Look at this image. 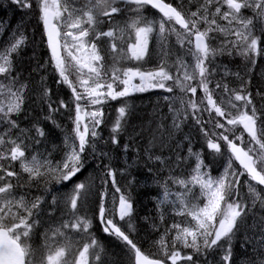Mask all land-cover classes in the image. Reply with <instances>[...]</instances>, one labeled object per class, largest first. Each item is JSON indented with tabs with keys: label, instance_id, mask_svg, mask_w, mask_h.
Here are the masks:
<instances>
[{
	"label": "snow or ice",
	"instance_id": "1",
	"mask_svg": "<svg viewBox=\"0 0 264 264\" xmlns=\"http://www.w3.org/2000/svg\"><path fill=\"white\" fill-rule=\"evenodd\" d=\"M12 3L21 10L38 13L58 83L71 89L74 117L72 134L64 137L61 160L54 161L51 153L35 148L41 138L47 139L44 128L39 122L21 128L14 118L24 111L28 89L15 65L27 37L23 33L14 36L7 47L0 49V264H102L103 249L91 232L92 220L80 214L90 185L77 183L66 194L62 202L68 219L44 231L42 255L31 241L41 223L45 200L43 195L32 196L30 190L43 183L48 192L53 181L64 184L72 180L83 170L87 155L101 160L109 157L99 147L104 105L154 89L172 94L164 97L172 113V128L180 131L189 119L193 120L206 149L225 160L223 171L212 176L203 149L193 151L190 138L185 137L189 141L187 156L177 153L176 166L189 159L195 164L186 178L172 175L174 169L170 168L169 176L157 181L162 194L155 197L182 219L174 221L155 242L158 254L153 258L121 227L119 222L123 221L129 231L135 230L131 223L133 202L118 186L117 171L105 164L102 183L110 180L115 192L121 194L118 201L113 196L108 207L107 190L100 193L98 219L103 231L130 247L133 264H212L208 259L212 254H219L216 264H232V240L246 223L249 208H264V92H256L258 104L248 90L250 80L231 72L227 64L217 63V58L235 55L254 67L256 58L264 56V0H188L187 6L183 0ZM149 8L156 15H146ZM153 42L158 62L146 68ZM102 44H107L106 51ZM230 76L240 81L238 87L230 86ZM198 90L202 96H197ZM43 98L49 110L45 119L55 124L54 114L69 108V104L53 101L47 87ZM117 113L106 143L119 146L128 113L126 100ZM123 147L127 151L128 145ZM176 147H180L178 142ZM155 159L169 167L160 156ZM17 164L20 172L15 170ZM22 173L27 174L23 183ZM242 177L247 179L242 182ZM169 182L178 186L177 191L171 190ZM243 186L247 187L245 196L240 192ZM52 205H58L55 196ZM160 218L163 221L164 216ZM257 236L259 244L248 255V264H264V218Z\"/></svg>",
	"mask_w": 264,
	"mask_h": 264
},
{
	"label": "trees",
	"instance_id": "2",
	"mask_svg": "<svg viewBox=\"0 0 264 264\" xmlns=\"http://www.w3.org/2000/svg\"><path fill=\"white\" fill-rule=\"evenodd\" d=\"M173 2L175 3L176 1L173 0ZM183 2L187 4L188 0H183ZM11 7L15 8L12 4ZM25 14H30L31 17H27ZM7 24L10 26L9 29L18 27L15 31L16 33L13 34L10 31L8 41L6 39L7 33L3 32L4 26ZM20 33H23L27 39L19 55L15 58V65L17 66L16 71L19 73L21 80L27 83L28 89L25 92L24 111L19 117L14 118L18 119L21 128H31L34 123H40L48 136L47 139L41 138V144L36 145L35 148L45 153L49 145L53 144L55 147L56 143L52 141L56 136L58 138L60 134L72 133V118L74 117L72 92L67 85L58 83L59 76L53 68L42 29L38 24V13L35 10L31 12L21 10L20 12L16 11V13L13 11L12 14L11 11L4 10L0 4V49L7 47L14 36ZM227 58L229 57L225 58L226 61ZM231 64L233 70L238 69L248 73L246 78V80H250L248 90L253 93L256 102L259 104V97H256L255 94L257 91L264 92V57H257L254 67H251L244 60L234 61ZM249 68H251L250 71ZM45 87L51 90V99L53 101L64 100L69 104V108L61 109L54 114L53 119L55 120V124L52 120L45 119L49 111L43 98V89ZM125 100L128 104V113L126 123L124 124V131L119 136L120 144L116 146L110 142L106 143L109 140L112 124L118 115L117 109ZM167 112L168 110L166 105L163 104L162 96L156 93H147V95L136 94L118 99L111 108L105 110V121L100 128L103 139L100 141L99 147L104 152L109 153L111 160H109V157H104L101 160L96 158V156L86 154L87 159L81 173H78L72 180L62 184L68 186L71 192L75 184L84 182L90 185V191L98 197V202L92 204L88 201L87 195L86 202L80 209V214L87 215L92 220L91 230L103 249L101 252L102 264H131L129 257L124 256V254H118L121 253V249L124 250L128 247L119 241L120 244H117V240L112 237L105 236L97 220L101 191L106 189L107 193H114L117 197L121 194L115 192V188L111 185L110 180L108 184L102 183V172L105 164H110L117 171L118 186L123 193L131 197L133 202L131 223L135 230L129 231L127 224L123 221L121 222L122 228L128 232L130 238L137 246L150 257H154L153 254H158L157 246L153 241L159 240L165 229L174 221H178L169 206L160 205L158 200L155 199V197L162 194V189L157 181L163 182L169 176L170 168L174 169V172H171L172 175H180L186 178L195 164L194 160L189 159L179 167L176 166L177 153L181 157L187 156L189 141L185 137L190 138L193 151L203 149L202 156L205 164L210 166L212 176L215 177L221 168L222 158L213 156L206 149L199 127L193 125L192 120L189 119L180 131H175L172 128V117ZM57 124L60 127H57ZM161 125L164 127H161ZM168 132L172 133L171 137L168 136ZM177 142L180 145L179 148L176 147ZM125 144L128 145L127 151L123 147ZM156 156H160L168 162L169 167H164L160 161L155 159ZM149 157L152 158L150 159ZM149 169H152V173L148 171ZM15 170L20 172L18 164ZM26 180L27 174L22 173L21 182L23 183ZM53 182L48 185L49 191L54 188ZM169 186L174 185L169 182ZM30 191L32 196L43 195L44 198H47L44 184L42 185V183L39 188H32ZM242 191L243 188L241 187L240 192ZM241 196H245L243 192ZM153 200H156V202ZM96 205L97 207H95ZM144 210L150 212L152 217L149 218L148 213L145 217H141L140 212ZM52 213H55V211ZM61 213L65 212L61 211ZM161 215L164 216L163 221L160 218ZM242 228L243 225L232 240V264H239L240 260L241 264H248V256L245 254L253 252L252 245L245 242ZM111 239L116 241H112ZM168 239L170 240L171 236Z\"/></svg>",
	"mask_w": 264,
	"mask_h": 264
},
{
	"label": "rangeland",
	"instance_id": "3",
	"mask_svg": "<svg viewBox=\"0 0 264 264\" xmlns=\"http://www.w3.org/2000/svg\"><path fill=\"white\" fill-rule=\"evenodd\" d=\"M174 1H176V0H174ZM0 4L4 8V10L11 11L12 14H13V11H14V13H16V11H18V12L21 11L20 8L17 5L12 3V0H0ZM11 4L14 5L15 8L11 7ZM185 5L187 6L188 3L185 4ZM25 16L31 17L30 14H25ZM38 23L39 24L42 23L39 20V15H38ZM9 27L10 26L7 24V25L4 26V29H3V32L7 33V37H6L7 41L9 40L10 31H12V33L14 34V33H16L15 32L16 29H18V27H14L12 29H9ZM105 28H106V26H105ZM173 42H174V38H173ZM107 47H108L107 44H102V49H104L105 51L107 50ZM156 48H157V46L155 45L154 42L150 43L151 59H150L149 63H147L145 65L146 68H151V67L155 66L156 63L158 62V52L156 51ZM177 49H179L178 45H177ZM226 57H228V56L218 57L217 58V63L227 64V66H228V68L230 69L231 72H233V73L239 72L241 74V76L245 75L244 79H246L247 76H248L247 72H245V71L242 72V71H240L238 69L233 70L232 67H231L232 66V64H231L232 62H234V61H242V58L239 57V56H235L234 55L232 57L227 58V61H226V59H225ZM106 59H107V57H106ZM109 63H111L110 60H109ZM71 78L75 79L74 76L71 77ZM217 78H219V77H217ZM228 79L230 81V86L231 87H238L240 81L235 76H230ZM154 90H160V89H154ZM160 91L163 93L162 94L163 96H171L172 95L171 93H167V92H165L163 90H160ZM176 91H177V94H179V91L178 90H176ZM197 96L198 97L202 96V93L199 90H198ZM111 102H113V101H111V100L108 101L104 105V109ZM165 102L166 103H163V104L166 105V107H167V110H168L167 114H169V116L172 117V113L169 112L168 101H165ZM204 118L205 119L208 118V114L206 112L204 113ZM194 125H196L195 122H194ZM209 127H211V125H209ZM71 134L72 133H70V134L63 133V134H60L58 136V138L56 136V138L52 141V142L56 143L55 147L53 146V144L49 145L48 149L45 152V154L51 153L50 158L53 159L54 161L61 160L62 156L64 154V151H65V148H64V137H65V135H71ZM47 136H48V134H47ZM245 140H247V139L245 138ZM109 160H111V159H109ZM224 164H225V160L222 158V162H221V166H220L221 168L216 173L217 174L216 176H219L221 174V172L223 171ZM243 180H245V179L242 178V182H243ZM42 185H43V183H42ZM53 187H54L53 188L54 190L52 189L51 191L46 192L47 198H44L45 202L41 205V212H40V216H39V219H40L41 223L35 229V232H34V235H33L32 241H31L33 246L38 250V255H39L40 252H44V249L42 247V245H43V235L42 234L44 233V231L47 228H49L50 226H55L62 219H68V216L66 214L67 213V209L64 208V205H63L62 201H63L64 197L66 196V194L70 193V189L66 185L56 184L55 182H53ZM242 188H243V191H242L243 194L246 195L247 194V187L243 186ZM177 189H178L177 185L171 186V190L173 192L177 191ZM21 191H23V190H21ZM161 192H162V190H161ZM242 192H241V195H242ZM31 195H32V193H31ZM53 196H55L57 198V201H58V205L57 206H53L52 205V197ZM113 196H115L117 198V201H118V197L114 193H111V192L107 193L106 204H107L108 207H111V200H112ZM88 201L90 203H92V204H95V203L98 202V197H96V195L93 194L90 191L88 193ZM167 206H169V205H167ZM95 207H97V205ZM169 208H170L171 211H173L171 206H169ZM53 211H55V213H52ZM61 211L65 212V213H61ZM257 213H260L262 215H259ZM263 214H264V208H261L259 205H257L255 208H249V215L246 218V223L243 225V228H242L243 230H246V232L248 231L246 234H244V239L247 240V242L250 243L253 246L252 248H253L254 251L256 250V248H257V246L259 244V237L257 236V232H258V225L260 223V220H261V218H264V217H261V216H264ZM148 217L149 218L151 217V214L149 212H148ZM175 217L178 219V221L182 219L181 217H178V216H175ZM120 222H122V221H120ZM254 223H255V225H254ZM71 235L74 238L79 239V236L76 233H72ZM111 240L112 241H116L114 239H111ZM155 242L156 241L154 240L153 243L155 244ZM116 243L120 244L118 241H116ZM118 254H124V256L129 257L131 264H133L132 252L129 249H126V248L124 250L121 249V253H118ZM245 255L248 256L249 254H245ZM210 256L213 257V258L209 259V257H208V259L210 261H212V264H216V262L219 260L218 259L219 258V254L218 255L212 254ZM239 263H241V260L239 261Z\"/></svg>",
	"mask_w": 264,
	"mask_h": 264
},
{
	"label": "bare ground",
	"instance_id": "4",
	"mask_svg": "<svg viewBox=\"0 0 264 264\" xmlns=\"http://www.w3.org/2000/svg\"><path fill=\"white\" fill-rule=\"evenodd\" d=\"M263 57H264V56H263ZM16 67H17V66H16ZM19 68H20V67H19ZM241 73H242V72H241ZM242 76H243V75H242ZM244 76H245V75H244ZM244 76H243V77H244ZM259 76H260V75H259ZM38 80H39V78H38ZM38 82H39V81H38ZM252 82H253V81H252ZM252 82H251V83H252ZM37 88H38V87H37ZM34 90H35V89H34ZM35 91H36V90H35ZM21 119H22V118H21ZM131 138H132V137H131ZM172 147H173V145H172ZM168 148H169V147H168ZM153 152H154V151H153ZM176 152H177V151H176ZM115 158H117V156H115ZM210 159H211V158H210ZM215 162H216V160H215ZM101 168H102V167H101ZM181 169H182V168H181ZM100 170H101V169H100ZM179 171H180V169H179ZM161 172H163V171H161ZM151 173H152V172H151ZM153 173H155V172H153ZM158 173H159V172H158ZM164 173H165V172H164ZM169 173H170V172H169ZM153 175H155V174H153ZM159 175H161V174H159ZM165 175H166V174H165ZM167 175H168V173H167ZM167 175H166V177H167ZM151 176H152V175H151ZM156 176H157V175H156ZM163 176H164V175H163ZM154 177H155V176H154ZM160 178H161V177H160ZM164 178H165V177H164ZM150 179H151V178H150ZM153 180H154V179H153ZM142 182H144V181H142ZM145 183H146V182H145ZM151 183H152V182H151ZM142 185H143V184H142ZM146 185H147V184H146ZM153 185H155V183H153ZM157 187H158V186H157ZM153 188H154V187H153ZM139 190H141V189H139ZM149 190H150V188H149ZM147 191H148V190H147ZM140 192H141V191H140ZM143 192H144V191H143ZM146 193H147V192H146ZM144 195H145V194H144ZM147 195H148V194H147ZM147 195H146V196H147ZM143 197H144V196H143ZM153 201H154V200H153ZM154 202H156V200H155ZM143 206H144V205H143ZM142 208H143V207H142ZM146 208H147V206H146ZM139 210H140V209H139ZM158 210H159V209H158ZM150 211H151V210H150ZM147 213H148L147 210L141 211V212H140V216H141V217H145ZM149 213H150V212H149ZM150 214H151V213H150ZM170 214H171V213H170ZM257 214L262 215V214H260V213H257ZM263 215H264V214H263ZM251 216H252V215H251ZM251 216H250V217H251ZM151 217H152V214H151ZM258 217H259V216H258ZM261 217H264V216H261ZM255 218H256V217H255ZM257 219H258V218H257ZM257 219H256V220H257ZM259 220H260V219H259ZM248 221H249V220H248ZM255 222H256V221H255ZM248 223H249V222H248ZM249 224H250V223H249ZM252 224H253V223H252ZM252 224H251V225H252ZM254 225H255V223H254ZM243 232H244V234H246L248 231L246 232V230H243L242 233H243ZM247 236H248V235H247ZM245 242L248 243L247 240H246ZM248 244L251 245L250 243H248ZM252 247H253V246H252ZM252 251L254 252L253 248H252ZM253 252H252V253H253ZM215 255H218V254H215ZM211 258H213V257L209 256V259H211ZM218 259H219V258H218ZM239 264H241V263H239Z\"/></svg>",
	"mask_w": 264,
	"mask_h": 264
},
{
	"label": "water",
	"instance_id": "5",
	"mask_svg": "<svg viewBox=\"0 0 264 264\" xmlns=\"http://www.w3.org/2000/svg\"><path fill=\"white\" fill-rule=\"evenodd\" d=\"M49 49V48H48ZM49 51H50V49H49ZM51 53V52H50Z\"/></svg>",
	"mask_w": 264,
	"mask_h": 264
}]
</instances>
